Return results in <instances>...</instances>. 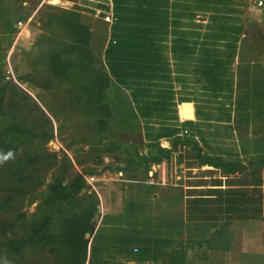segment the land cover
<instances>
[{"label":"rangeland","instance_id":"1","mask_svg":"<svg viewBox=\"0 0 264 264\" xmlns=\"http://www.w3.org/2000/svg\"><path fill=\"white\" fill-rule=\"evenodd\" d=\"M21 1H24V5L19 8L17 14L21 18L28 15L26 19H21L23 24L31 18L27 25L30 33L28 36L22 35L17 39V35L12 34L16 30L15 24V29L10 32L8 38H3L4 44L9 45L6 52V60H8L3 66L4 76L6 78L5 71L11 69L13 75L10 74L6 80L15 82L29 95L26 101L27 108L23 107L19 111L20 121H25L29 129H44V131L52 132V137L47 141L43 137L35 140L37 150L48 159H42L40 164H35L23 173V180L19 185L28 193L22 194L12 203L11 212L20 211L28 218L36 211L40 195L46 190L47 185L58 177L60 167L63 165L62 157L65 155L70 162V168L61 176L63 183L69 182L76 173H81L84 177L88 176L87 173H95L92 184L88 183L90 185L88 191L94 190L99 198L97 213L94 217L95 228L105 213L112 209L120 210V204L125 209L123 219L113 218L111 215L103 220V223L111 225V229L103 227L104 229L99 233L101 235L99 242L102 244V247L98 246L100 247L98 252L102 253L99 254L100 257L108 256L110 262L117 264L118 261L113 260L112 257H116L119 253L128 255L132 246L138 245L140 252L130 256L139 261L148 257V253L151 264H264V239L257 242L259 240L257 228L259 227L260 231V228L264 226V222H260V226L257 222L264 220L262 217L264 212L261 210V215L258 216L254 214L256 211H253V208L258 207V202L259 205L261 204V209L264 207V199L260 196V193L264 191V168H258L255 164L260 157L262 162L264 160V86H260L262 96H259L261 94L259 91L253 94L252 90V84L264 78V22L262 20L264 9L256 10L249 0H242L239 8L242 11L240 22L244 30L239 36L240 42H237L235 50L229 54L233 60L227 67L225 76L221 80V90H218L217 94L211 90L209 80L200 70L201 55L204 52L201 45L204 40L193 37V41L189 40V44L193 47L192 52H188L183 58H178L180 53L173 51L174 38L169 36L165 53L172 72L171 88L174 105L163 116L140 122L135 127H125L114 118L108 119L107 127L101 133L93 124V120L74 106L72 94L69 93L71 85L63 81H48V76L42 69L43 66L35 60L43 45L40 34L47 35L51 32V29L41 28V22L43 19L46 20L44 13H59L63 9L79 11L81 21L89 25L93 34L90 48L96 59L102 61H104V50L110 41L108 39L110 24L103 22L101 16L94 18L89 9L79 5L76 9L75 4L70 5L65 0H61L58 4H51L46 0L43 6L37 9L35 15L36 9L33 6L38 0ZM208 17H210L209 13L197 12L193 22L195 33H204V25L209 22ZM183 25L188 27V30L193 29L189 21ZM206 43L210 55L226 57L228 50L225 49L224 43L212 45L209 40ZM95 65L96 62H94ZM102 72L108 73L106 66ZM22 77L34 78L35 84L20 80ZM248 91L250 96L247 97L245 94ZM72 93L76 94L77 91L73 89ZM108 93L110 100L118 99L119 93L114 88H110ZM129 94L130 92L125 89L120 93L122 97L130 98ZM185 99H189L199 112L200 119L195 120L197 122H194V126L183 123L184 120L194 119L193 105L181 104ZM47 117L50 123L41 124L44 120L40 121V119H47ZM174 125L179 128L180 135L185 134L184 129H187L186 134L195 137L194 140L201 151L207 152L219 146L232 153L239 150L243 152L242 159L248 170L237 177L243 178L248 184L242 187L244 193L254 197L252 199L257 197L261 199L254 202L248 201L247 205H244L247 208L245 212L230 213L229 216L223 208L225 203L222 202L220 210H210L206 213L208 216L196 219H189L187 216L188 208L184 203L185 199L182 201L180 194L175 195L176 189H181L176 185L165 198L159 197L157 200L150 201L148 194L152 187L142 182L136 183L143 180L145 175L150 182L157 178L161 179L167 174L173 182L179 177L182 186L201 184L202 187L196 188V195L203 193L207 190L208 184L213 183V178L216 177L215 170L201 167L196 160V151L189 147L182 150V156L188 160H182L181 171L175 168L167 172L160 164H152L149 167L151 171L147 174L138 171L133 172L130 177L124 171L117 172L120 163H122L121 167L126 165L125 150L130 152L128 157H136L141 154L147 155L150 151L154 152V146H150L152 145L150 143L155 142L162 147L167 141L170 146V141L166 138H159L156 142V136L163 129ZM110 141L119 143L122 150L111 153L99 151ZM8 152L6 150L1 155H6ZM16 154L17 157L24 156V152L20 149ZM10 160L11 158L0 163V199L8 197L13 189H16L15 181L8 173ZM145 165L147 163H143V167ZM256 176L260 178L262 184L251 186ZM145 192L147 195H144ZM120 193L122 200L119 199ZM134 193H136L134 197L136 201L133 202L131 195ZM220 198H225V195ZM8 213H1L0 216L3 218L13 216ZM212 215L215 217L209 218ZM192 220H196V225L186 223ZM226 222L228 224H222ZM122 224H127V227L122 228ZM130 226L137 229V232L135 230L136 233H133ZM185 231L187 236L184 237ZM15 233L22 235L19 230H15ZM10 236L12 235H8ZM85 237L90 243L93 235L86 234ZM56 255V252L46 249L28 250L22 257L12 258L5 254L0 257V264H55Z\"/></svg>","mask_w":264,"mask_h":264},{"label":"trees","instance_id":"2","mask_svg":"<svg viewBox=\"0 0 264 264\" xmlns=\"http://www.w3.org/2000/svg\"><path fill=\"white\" fill-rule=\"evenodd\" d=\"M111 1L115 20L111 25V40L103 53L104 61L96 59L93 54L90 48L92 31L89 25L81 21V14L75 9L44 13L46 20L41 22V28L51 29V32L47 35L40 34L43 45L35 60L43 66L48 81H63L71 85L69 93L72 94L74 106L91 118L101 133L106 129L108 119L114 118L125 127H135L140 122L163 116L174 105L172 72L165 53L169 36L174 38L173 51L180 53L178 58L192 52L193 47L189 40L193 41V37L204 40L201 45L204 52L201 55L200 70L209 80L214 94L221 90V80L233 60L229 54L235 50L239 36L244 30L240 22L242 11L239 8L242 0ZM75 6L74 8L78 9V6ZM22 7L21 0H0V26L3 32H12L17 21L28 17H18L17 12ZM197 12L210 14L209 22L204 25V33H195L193 22ZM186 21L192 24L193 29L184 27ZM207 40L212 42V45L224 43L225 49L228 50L226 57L210 55ZM104 65L108 73L102 72ZM20 80L35 84L34 78L22 77ZM261 85L264 86V78L252 84L253 94L256 91L261 93ZM110 88L119 93L116 101L109 98ZM73 89L77 91L76 94L72 93ZM124 89L130 92V98L120 95ZM246 93L245 96H250L249 91ZM262 93L259 96H262ZM28 97L29 95L15 82L6 80L4 75L0 77V155L6 150L13 153L8 173L15 181L16 188H12L11 195L0 199V214L11 212L12 203L22 194L28 193L20 186L23 173L35 164H40L42 159H48L37 150L34 142L39 137L49 140L52 132L29 129L25 121H20L19 111L23 107L27 108ZM40 112L44 114L43 111ZM42 120L44 121L41 124L50 123L48 117L40 119ZM183 123L191 126L193 121ZM178 130L174 125L163 129L156 136V142L159 138L170 141L168 149L159 147L154 142L150 143V146H154L155 151H150L147 155L128 157L130 152L125 150L126 165L117 169L127 168L146 174L150 163L161 162H166L169 170L178 169L184 158L182 150L186 147L196 151V160L200 165L221 168L226 174L246 169V165L238 159L223 161L215 154L201 151L194 140L195 137L186 134L187 129L182 135ZM18 149L24 152L23 157H17ZM118 150H122V147L114 141L99 149L105 153ZM62 158L63 165L58 177L47 185L40 195L36 211L30 217L27 218L20 211L8 213L13 214L12 217L0 216V257L5 254L12 258L22 257L28 250L46 249L57 253L55 264H85L86 261L87 264H114L108 260V256L103 258L98 253L100 226L95 228L94 221L99 205L98 195L94 190L88 191L90 185L81 173H76L69 182L63 183L61 176L70 168V162L65 155ZM143 163L147 165L143 167ZM255 164L264 166L262 157ZM93 174L95 173L90 172L86 175ZM222 195H225V198H220ZM252 200L254 202L257 199ZM248 201L249 198L236 189H227L224 192L221 189H210L189 200L187 216L189 219L206 217L210 210H220L222 202L225 203L223 208L229 215L238 214L246 210L243 206ZM254 210L256 211V208ZM195 212L197 215L193 214ZM124 214L125 209L123 214L117 217L122 218ZM109 217L104 216V219ZM213 217L215 216L209 218ZM15 230H19L22 235H17ZM86 234L93 235L90 243L85 237ZM138 251L139 247L136 252ZM117 264H127V261H119Z\"/></svg>","mask_w":264,"mask_h":264},{"label":"crops","instance_id":"3","mask_svg":"<svg viewBox=\"0 0 264 264\" xmlns=\"http://www.w3.org/2000/svg\"><path fill=\"white\" fill-rule=\"evenodd\" d=\"M67 3H69L70 5H73V4H75V5H79V6H83V7H85V8H87V9H89L90 11H92V13H93V16H94V18H98L96 15H95V12H94V9L95 8H97V7H101V5L100 4H97V1L96 0H65ZM102 1H105V2H108V1H110V3H111V7H112V9H113V6H112V1L111 0H102ZM250 1V3H251V6L254 8V9H256V10H262V9H264V4H263V6L262 7H260V8H258V7H256L255 6V4L253 3V1L252 0H249ZM264 1V0H263ZM46 2V0H38L37 1V3L33 6L36 10H35V12H34V15L36 14V12H37V9H39V8H41L42 6H43V4ZM47 2H50L51 4H58V3H60L61 2V0H58V2H55V3H53L52 2V0H47ZM22 3H23V5H24V1H22ZM112 13H113V10H112ZM32 17H34V16H32ZM30 20H31V18L30 19H28L27 21H29L30 22ZM102 20V19H101ZM262 20H263V22H264V17L262 18ZM28 22V23H29ZM106 24H108V23H106ZM111 25H112V23L110 24V26H109V28H110V33H109V40H111ZM107 28H108V26H107ZM29 33H30V30H29V28H28V26H24L23 28H21V27H18V26H16V30L12 33V34H16L17 35V39H19L22 35L23 36H28L29 35ZM10 35V33H5V32H3V30H2V27L0 26V54L2 55V58L0 59V77L2 76V75H4V71H3V66H4V64H5V62L8 60H6V52H7V50H8V48H9V45L7 44V43H5L4 44V42H3V38L5 37V38H8V36ZM4 38V39H5ZM6 72V71H5ZM183 102H186V101H183ZM192 105H193V115H194V119L193 120H190V121H193V123H192V125L191 126H194V122H197V121H195V120H197V119H200L199 117H198V114H197V109H195V107H194V104L192 103ZM183 121V120H182ZM184 121H188V120H184ZM183 121V122H184ZM185 130V129H184ZM166 143V145H162V148H165V149H168V148H170V146L168 145V142L166 141L165 142ZM186 148H188V147H186ZM204 152V151H203ZM209 154H215V155H217V156H219V157H221V159L223 160V161H228V160H234V159H238L239 161H241V163L242 164H244L245 165V161L242 159V154H243V152H241L240 150L239 151H235L234 153H232L231 151H226L224 148H222V147H219V146H216L215 148H213V149H210V151H207ZM232 154H234V155H232ZM237 154V155H236ZM232 155V158H230V156ZM236 155V156H235ZM229 158H228V157ZM184 160H188V159H186L185 157L183 158ZM121 164L122 163H120L119 164V168H121ZM152 164H156V163H151L150 164V166L152 165ZM158 164H160L161 166H163L165 169H166V171L167 172H169V171H171V170H169L168 169V167H167V164H166V162H161V163H158ZM118 166V165H117ZM149 166V167H150ZM181 163L178 165V170H180L181 171ZM201 167H204V168H208V169H212V170H215L214 171V175H216V177L215 178H213V183H211V184H208V186H207V190H204L203 192H205V191H209L210 189H221L223 192L224 191H226L227 189H236V190H239V191H242L243 193H244V191L242 190V187H244V186H248V184L246 183V181L243 179V178H240V177H237V175H239V174H241V173H243L244 171H246V170H248L247 168L244 170V171H242V172H235V173H233V174H226V173H224L223 171H222V169L221 168H216V167H213V166H210V165H200ZM258 166V168H264V166H259V165H257ZM112 168H114L115 169V167H112ZM188 169H190V168H188ZM169 170V171H168ZM126 172L127 174H129V176L130 177H132L131 176V174H133V172L134 171H131V170H129V169H127V168H125V169H123V170H118L117 169V172L118 173H122V172ZM149 171H151L150 170V168L147 170V173L149 172ZM135 173V172H134ZM146 173V174H147ZM254 175H255V173H254ZM148 177L145 175V177H144V179L143 180H141V181H137L136 183H139V182H142V183H144V184H146V185H148V186H150V187H152V189H150V194H148L150 197H149V200L150 201H153V199H159V197H163V198H165V196H167V194H169L168 192L170 191V190H172L175 186L174 185H176V186H178V187H180L181 189L180 190H178V189H176L177 191V193L175 194V195H177V194H180L181 195V199H182V201L185 199V201H184V203H185V205L188 207V204H187V201L189 202V200L190 199H192V198H196V196H198V195H196V188L197 187H202V185L201 184H199V185H196V183H194V184H188V185H184V186H182V181H180V179H179V177H177L178 178V180L177 181H172L170 178H169V175H167L166 174V176H163V177H161V179L160 178H157L155 181H149V179H147ZM129 181H131V180H129ZM116 182V181H115ZM253 183H251V186H252V184H254L255 186H260L262 183H261V181H260V178L259 177H257L256 176V182L255 181H252ZM109 184H110V182H108ZM176 183V184H175ZM108 184V185H109ZM118 184H120V183H118ZM107 185V186H108ZM121 187L119 186V189H120ZM184 188V189H183ZM121 191V190H120ZM119 191V192H120ZM163 192V193H162ZM245 194V197H248L249 198V201H253L252 200V198H254V197H250L249 195H247L246 193H244ZM144 195H147V193L145 192L144 193ZM132 196V198H131V200L134 202V201H136L135 200V198L134 197H136V193H134L133 195H131ZM253 196V195H252ZM260 196H262V199H264V191L262 192V193H260ZM144 197H147V196H144ZM122 196H121V193H120V197H119V199L120 200H122ZM256 198V197H255ZM187 199V200H186ZM251 199V200H250ZM257 199V201H259V199H261L260 197H257L256 198ZM247 203L248 202H246L244 205H247ZM261 205V204H260ZM260 205H259V202H258V204H257V208H256V212H254V214H258V216L259 215H261L260 213V211L262 210V212H264V207H262V209H261V207H260ZM119 206H121L120 208V210L119 209H112V211L110 210V212H108V213H105V215H103L102 216V218H101V220H100V222H99V224H98V226H100V228H99V230L101 231V230H103L104 228H110L111 227V225L109 226L107 223H101L102 222V219H104V216H113V218L114 217H117L118 215L120 216V215H122L123 214V211H124V207H123V205H119ZM186 207V208H187ZM244 207V206H243ZM245 208V207H244ZM246 210H247V208H246ZM246 210H244L243 212H245ZM253 211H255L254 210V208H253ZM193 214H196V212L195 213H193ZM227 215H229V213H226ZM247 214V213H246ZM264 213H262V217L264 218V215H263ZM225 222V221H224ZM260 222H264V220H259V222H257L258 224H259V226H260ZM123 223V222H122ZM186 223H191V224H195L196 225V220H192V221H186ZM213 224H215V223H213ZM222 224H224V225H226V224H228L227 222L226 223H222ZM222 224H221V226H222ZM129 225V224H128ZM97 226V227H98ZM104 227V228H103ZM122 228H125V227H127V224H125V225H123L122 224V226H121ZM120 228V227H119ZM130 228L132 229L131 231L133 232V233H135V228H133V227H131L130 226ZM111 229V228H110ZM121 229V228H120ZM131 233V232H130ZM142 235H144V234H142ZM256 235V234H255ZM101 236V235H100ZM185 236H187V232L185 231V233H184V237ZM263 236H264V226H262V228H260V231H259V227L257 228V237H259L258 239L259 240H257V242H260V241H262L264 238H263ZM251 237H253V234H251ZM102 244L99 242V240H98V242H97V246H100V247H102L101 246ZM100 247H98V251H99V248ZM134 247H139L138 245H134V246H132V248L130 249V252L128 253V255L127 254H118L116 257H112L113 258V260L115 259V261H121V262H125V261H133L134 262V264H143V263H147V264H151V260H149L148 259V257H149V254L147 253V256L148 257H145V258H143V259H141V260H139V261H136L135 259H133L131 256H130V254H134L135 252H134ZM138 252H140V248H139V251ZM138 252H136V253H138ZM99 254H102L101 252H98Z\"/></svg>","mask_w":264,"mask_h":264},{"label":"built area","instance_id":"4","mask_svg":"<svg viewBox=\"0 0 264 264\" xmlns=\"http://www.w3.org/2000/svg\"><path fill=\"white\" fill-rule=\"evenodd\" d=\"M96 1H97V4L101 5V7H97L94 9L95 15L101 16L100 18L106 23H109V24L113 23L115 18H114L113 13H112V7H111L110 1H108V2H105L102 0H96ZM252 1L255 4V6L258 8L262 7L264 4L263 0H252ZM28 22L29 21H27L26 23L23 24V21L20 20V21H17L16 26H18V27H24L25 26L26 27L28 25ZM10 74L13 75L12 70L7 69L6 70V78H9ZM184 132L185 133L187 132L186 129L184 130ZM85 180L87 183H89L91 185L92 181L94 180V176L93 175L85 176ZM133 250H134V252H136L137 248L134 247Z\"/></svg>","mask_w":264,"mask_h":264},{"label":"clouds","instance_id":"5","mask_svg":"<svg viewBox=\"0 0 264 264\" xmlns=\"http://www.w3.org/2000/svg\"><path fill=\"white\" fill-rule=\"evenodd\" d=\"M13 155L12 152H8L6 155H0V163L8 160L9 158H11Z\"/></svg>","mask_w":264,"mask_h":264},{"label":"water","instance_id":"6","mask_svg":"<svg viewBox=\"0 0 264 264\" xmlns=\"http://www.w3.org/2000/svg\"><path fill=\"white\" fill-rule=\"evenodd\" d=\"M181 104H185V105H189V104H192L191 102H181ZM194 116V115H193ZM127 264H134L133 261H128Z\"/></svg>","mask_w":264,"mask_h":264},{"label":"snow or ice","instance_id":"7","mask_svg":"<svg viewBox=\"0 0 264 264\" xmlns=\"http://www.w3.org/2000/svg\"><path fill=\"white\" fill-rule=\"evenodd\" d=\"M53 3L58 2V0H52Z\"/></svg>","mask_w":264,"mask_h":264}]
</instances>
